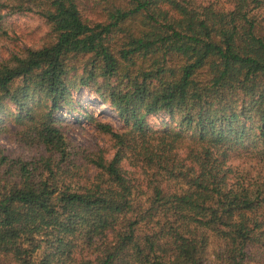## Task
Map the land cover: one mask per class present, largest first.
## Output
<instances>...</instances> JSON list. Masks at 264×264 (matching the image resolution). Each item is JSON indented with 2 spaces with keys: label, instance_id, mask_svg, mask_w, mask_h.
Masks as SVG:
<instances>
[{
  "label": "trees",
  "instance_id": "obj_1",
  "mask_svg": "<svg viewBox=\"0 0 264 264\" xmlns=\"http://www.w3.org/2000/svg\"><path fill=\"white\" fill-rule=\"evenodd\" d=\"M93 1L90 24L80 0H0L53 33L0 62V112L47 152L0 148V264H264V0ZM82 87L121 126L96 123L114 151L80 183L54 113Z\"/></svg>",
  "mask_w": 264,
  "mask_h": 264
},
{
  "label": "rangeland",
  "instance_id": "obj_2",
  "mask_svg": "<svg viewBox=\"0 0 264 264\" xmlns=\"http://www.w3.org/2000/svg\"><path fill=\"white\" fill-rule=\"evenodd\" d=\"M216 1L219 6L227 8L225 0H202ZM93 0H80L79 10L83 19L90 24L101 20V14L94 7ZM2 9L0 18V62L6 61L14 55H21L27 48H38L49 44L53 39V33L49 30L44 20L33 12L7 13ZM113 47L119 46V41H111ZM139 60V59H138ZM140 62V60H139ZM78 64V63H77ZM136 64V60H135ZM70 107L60 108L55 111L59 119L58 124L67 144L70 157L75 159L76 164L84 170L83 176L78 177L81 183L94 171L86 160L96 155L109 158L114 151L113 140L108 133L101 131L96 123H106L114 130H119L121 119L111 111L106 104L94 92L82 87L71 92ZM11 109V106H8ZM147 121L154 127L160 125V115H149ZM0 148L9 157H19L24 160L45 156V148L38 143L27 144L18 140L15 134V126L8 120L5 110L0 112ZM232 163L239 164L234 160ZM121 165L126 169V174L134 182L143 184L142 176L136 166L127 164L123 159ZM67 180V179H66ZM216 243L210 240L208 254L212 257Z\"/></svg>",
  "mask_w": 264,
  "mask_h": 264
}]
</instances>
